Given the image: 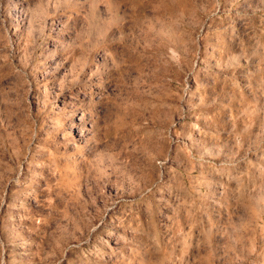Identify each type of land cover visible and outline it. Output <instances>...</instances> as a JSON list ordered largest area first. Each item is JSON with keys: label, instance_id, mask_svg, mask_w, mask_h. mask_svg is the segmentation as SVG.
<instances>
[{"label": "rangeland", "instance_id": "374dc122", "mask_svg": "<svg viewBox=\"0 0 264 264\" xmlns=\"http://www.w3.org/2000/svg\"><path fill=\"white\" fill-rule=\"evenodd\" d=\"M0 264H264V0H0Z\"/></svg>", "mask_w": 264, "mask_h": 264}]
</instances>
